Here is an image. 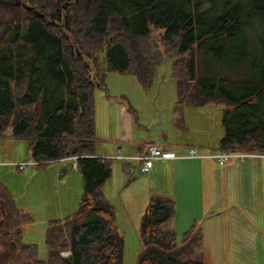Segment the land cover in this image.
I'll return each mask as SVG.
<instances>
[{
    "label": "trees",
    "instance_id": "trees-1",
    "mask_svg": "<svg viewBox=\"0 0 264 264\" xmlns=\"http://www.w3.org/2000/svg\"><path fill=\"white\" fill-rule=\"evenodd\" d=\"M64 1L0 0V137L11 128L39 162L77 157L84 184L79 212L48 224L47 259H39L36 244L22 243L18 228L12 264H123L124 238L103 191L113 161L96 153L94 92L104 88L98 55L145 91L163 59H172L174 111L224 102L218 149L264 154V0H69L66 8ZM153 30L161 31L162 49ZM204 51L218 58L203 73L196 59ZM3 191L4 207L26 219ZM175 215L173 199H149L137 264H207L200 224L181 241L163 230Z\"/></svg>",
    "mask_w": 264,
    "mask_h": 264
},
{
    "label": "rangeland",
    "instance_id": "rangeland-1",
    "mask_svg": "<svg viewBox=\"0 0 264 264\" xmlns=\"http://www.w3.org/2000/svg\"><path fill=\"white\" fill-rule=\"evenodd\" d=\"M69 3L65 0L61 5L66 8L64 5ZM160 35L161 31H152V39L162 49ZM220 54L218 49V57ZM98 57L104 79V88H96L94 92L96 153L106 154L101 158L119 154V148L126 151L134 149L137 143L166 146L170 150L177 148L175 144L200 145V153L217 152L205 151V148L217 150L225 134V103L214 101L200 108L185 107L183 111L175 112L177 88L172 59H163L156 69L152 88L145 91L135 76L107 70L105 53ZM218 57L216 53H209L207 59L205 51L199 52L196 59L199 72L201 69L204 73ZM180 146L178 148L182 149ZM29 160L36 161L28 142L15 139L9 128L0 137V264L13 263L15 252L12 247L18 239L14 236L18 228L22 232V243L36 244L39 259L46 260L45 232L49 222L65 220L79 212L84 184L73 158L37 161L38 165L28 166L25 170L16 167ZM229 161L237 165L242 162L236 158ZM132 163L134 168L126 173L122 161L113 160V175L103 187L106 197L115 207V224L124 238L123 264H137L143 249L141 223L149 186L152 191L172 198L175 203L177 195L179 206L182 195L195 200L193 216H200L197 217L198 224L205 233L202 251L207 264H264V186L261 187L259 178L258 191L254 194L247 180L250 178L244 179L246 173L241 167L233 166L226 177L222 169L213 166L211 172H207L208 164L203 163L202 173L209 175L206 185L200 180V186L198 182L188 183V188L175 192L174 179L179 184V178L178 181L173 178L171 171L155 174L149 185L147 176L150 175L141 174L139 164ZM3 190H7L15 207L26 219L18 218L11 205L4 207ZM178 220L176 215L163 226V230H176L181 241L186 231L177 225Z\"/></svg>",
    "mask_w": 264,
    "mask_h": 264
},
{
    "label": "crops",
    "instance_id": "crops-1",
    "mask_svg": "<svg viewBox=\"0 0 264 264\" xmlns=\"http://www.w3.org/2000/svg\"><path fill=\"white\" fill-rule=\"evenodd\" d=\"M137 144L138 145L136 148H134V149L132 148L128 151L123 150L122 148H119V149L121 150V152L126 151V153L123 155L136 156V155L145 154L148 151L149 146L151 145V144L150 145H143L140 143H137ZM180 145L181 144H175V146H177V148L175 149V147L172 146L174 148H172L171 151L177 153L178 155H185L188 151L187 149L190 147H194V148H197L200 150V145L199 146H188V145L180 146ZM179 146L182 149H179L178 148ZM207 150L208 151L214 150L215 152L220 151L219 149L215 150L214 148H212V149L211 148L210 149L205 148V151H207ZM103 155H106V154L97 153L98 157L103 156ZM202 160L203 161H200V160L199 161L198 160L197 161H195V160H171V161L156 160L153 162V165H152L150 172L145 174V175H150V177L147 176V180L149 181V183H147V184L150 185L152 183V177L155 174H158V173L164 174V172L170 173V171H171L173 178L176 177L177 181H178L177 178H179V184H177V182L174 179L175 185L173 188L175 189V192H177V189H179V191H181L182 189L188 188V183L189 184H192V183L196 184L198 182V184L200 186V180L206 185V180L209 177V175L206 176L205 174L202 173V171H204L203 163H206V164H208L207 172H211L210 168H211V166H213L215 169L216 168L222 169L223 174L225 173L226 177L232 171L233 166H239V168L241 167L243 169V171H245V173H246V176H245L246 178H244V179H247V177L250 178L247 180L250 181L251 189H252L251 191L254 194H256V192L258 191L257 187H258V182L260 180L262 182L261 187L264 186V158H246V159H242V160L239 159L242 162H239L238 165L231 163V161H228L227 164L222 166V167H220L218 165L217 161L216 162L214 161L215 159H213V161L215 163L211 162L212 161L211 159H202ZM204 160H208V161H204ZM209 160H211V161H209ZM122 163H123V161H122ZM128 171H129V169H128ZM124 172H126L125 169H124ZM221 176H222V174H221ZM181 194H182V192H181ZM154 195L155 196L168 197V196L158 194L157 191L156 192L152 191V188H150V186H149V190L147 191V195H146L147 196L146 205H148L147 203L149 202V199ZM175 198H176V203H177V205H176L177 220H178V218H180V220H178V222H177V225L178 226L180 225L181 227H183L185 229L184 231L188 232L190 230V228L194 225V223H197V224L199 223V220L197 219V217H200V216H193V214H195L194 213L195 209L193 207L195 200L191 199L188 196L182 195V202H181V205L179 206L178 201H177V195L175 196ZM205 213L206 212H204L203 214L206 215ZM176 215H175V217H176ZM187 218L189 221H187ZM175 224H176V222H175ZM175 232H176V230H175Z\"/></svg>",
    "mask_w": 264,
    "mask_h": 264
},
{
    "label": "built area",
    "instance_id": "built-area-1",
    "mask_svg": "<svg viewBox=\"0 0 264 264\" xmlns=\"http://www.w3.org/2000/svg\"><path fill=\"white\" fill-rule=\"evenodd\" d=\"M101 158V157H100ZM232 158L246 159V158H264V154L259 153H241L220 151L217 153L203 154L198 151L197 148L190 147L185 155H178L165 146L150 145L148 152L143 155L126 156L121 152L111 157H103L102 160H119L123 162H136L139 164L141 174H147L150 172L153 162L156 160L171 161V160H202V159H215L220 167L227 164ZM75 165L77 166V157H74ZM39 162L29 160L28 162L17 164L16 167L19 170H25L28 166L38 165ZM64 257L70 256L69 252H63Z\"/></svg>",
    "mask_w": 264,
    "mask_h": 264
},
{
    "label": "water",
    "instance_id": "water-1",
    "mask_svg": "<svg viewBox=\"0 0 264 264\" xmlns=\"http://www.w3.org/2000/svg\"><path fill=\"white\" fill-rule=\"evenodd\" d=\"M18 5L22 6L26 11L29 12H34L35 14H39L38 11L34 10L33 7H30L28 4L26 3H18ZM44 15H41V17H43Z\"/></svg>",
    "mask_w": 264,
    "mask_h": 264
},
{
    "label": "flooded vegetation",
    "instance_id": "flooded-vegetation-1",
    "mask_svg": "<svg viewBox=\"0 0 264 264\" xmlns=\"http://www.w3.org/2000/svg\"><path fill=\"white\" fill-rule=\"evenodd\" d=\"M1 223H2V222H1V220H0V225H1ZM1 227H3V226H1Z\"/></svg>",
    "mask_w": 264,
    "mask_h": 264
}]
</instances>
